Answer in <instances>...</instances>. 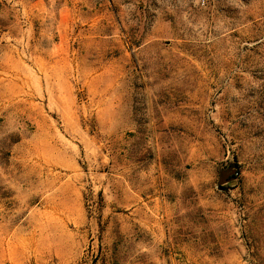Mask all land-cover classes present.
<instances>
[{"label": "rangeland", "instance_id": "obj_1", "mask_svg": "<svg viewBox=\"0 0 264 264\" xmlns=\"http://www.w3.org/2000/svg\"><path fill=\"white\" fill-rule=\"evenodd\" d=\"M0 264H264V0H0Z\"/></svg>", "mask_w": 264, "mask_h": 264}]
</instances>
